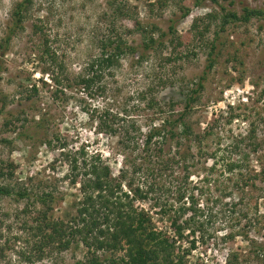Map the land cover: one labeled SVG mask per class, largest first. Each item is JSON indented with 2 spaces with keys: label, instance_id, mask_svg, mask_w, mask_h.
<instances>
[{
  "label": "rangeland",
  "instance_id": "rangeland-1",
  "mask_svg": "<svg viewBox=\"0 0 264 264\" xmlns=\"http://www.w3.org/2000/svg\"><path fill=\"white\" fill-rule=\"evenodd\" d=\"M19 1L0 0V39L9 24L11 11ZM111 1L35 0L25 31L13 38L3 58L6 71L1 82L3 93L12 103L9 109L12 112L24 110L31 126L34 125L31 121L40 112L47 113L49 120L43 131H30L38 133L39 137L42 133L52 140L57 137L60 141L55 142L54 148L44 146L42 139L21 141L18 135L22 130L6 133L2 128L4 116H0V139L10 142L0 143V163H11L15 167L10 184L24 186L31 192L51 190L57 197H63L60 208L54 212L55 217L68 221L75 216L81 193L79 185L72 186L66 179L68 163L60 156V144H66L65 154L81 148L89 155L98 153L113 176L117 177L119 170L130 167L133 157H130V151H123L121 134L113 136L98 128L94 121L106 112L109 114L108 125L117 131L130 124L145 131L158 119L160 111L169 112V104L181 103L184 106V101L203 76L207 65L208 49L203 43L210 45L218 32L220 57L216 58L213 70L207 73L204 90L186 120L194 135L201 137L204 155L198 156L199 146L193 144L192 153L196 159L193 164L190 162L188 172L181 165L173 164L169 168L171 170L158 169L154 182V178L147 179L128 170L124 184L131 180L133 188L139 187L143 191L148 190L149 184H155L154 192L149 196L156 200L136 202L135 205L147 212L155 226L162 230L169 224L168 216L161 214L160 208L176 199L177 188L187 177L188 187L199 201L197 206L206 216L208 213L212 215L211 222L205 228L208 233H215L216 237L204 246L197 242L196 249L185 258L187 264H226L229 250L238 255L241 264H264V252H256V248H264V219L258 220L264 217V182H251L256 186L236 192L233 189L235 173L225 174L222 167L226 160L240 161L241 154H235L231 149L245 139L239 146L241 153L245 152L244 147L250 142L261 146L252 155L249 169L252 173L264 169V21L253 19L246 25L231 24L220 33L218 20L211 23L203 19L212 12H220L219 6L206 1L203 7L192 9L189 16L176 27V37L182 42V47L177 51L172 52L169 38H166L163 49L149 53L139 64L136 63L137 56L122 58L119 67L112 70L113 76L103 77L105 95L86 96V92L78 89L71 92L64 90L63 94L57 93L58 97H55L54 87L47 76L43 78L42 68L37 64L42 37L32 35L33 25L40 26L43 34L49 37L59 61L67 65L68 75L77 76L98 55L100 43L112 36L111 31L122 35L129 45L137 47L142 39L136 30V22L146 29L155 25L166 33L170 21L179 17V8L184 6L182 3L188 6L192 0H170L161 10L155 0H121L128 15L122 18L115 17L110 7ZM233 1L235 4L230 9L238 13L244 6L264 10V0ZM219 3L229 8L227 1L219 0ZM195 20H199L197 27L200 31L210 22L209 31L202 41L191 30ZM157 34L159 32H155ZM174 53L181 59L175 60ZM229 55L242 62L239 72L234 63L229 62ZM40 79L47 80L45 86ZM32 85H37L39 95L26 102L20 95L25 93L24 89L30 90ZM142 95L146 101L141 99ZM150 99L157 104L154 109L147 107ZM231 115L238 117L230 120ZM163 116L168 117V114ZM210 128L211 136H205ZM251 129L255 133L253 139H248ZM173 145L165 147L167 156L174 153ZM213 163L217 165L211 172ZM2 183L8 184L0 179ZM124 190L128 191L127 188ZM156 201L157 204L153 206ZM24 207L23 202L13 198L0 199V264H33L22 257L32 255L30 246L24 242L30 240L31 236L22 224L28 222L31 225L36 213L25 214L22 211ZM243 215H247V219H243ZM188 217L186 215L185 219ZM204 219L199 220L206 221ZM248 221L251 226H244H248ZM243 229L248 236L246 240L239 236L232 241L222 242L223 233H237ZM179 243L183 248L189 245L187 241ZM86 252L82 245L73 244L68 251L53 253L34 264H74L83 261Z\"/></svg>",
  "mask_w": 264,
  "mask_h": 264
},
{
  "label": "trees",
  "instance_id": "trees-1",
  "mask_svg": "<svg viewBox=\"0 0 264 264\" xmlns=\"http://www.w3.org/2000/svg\"><path fill=\"white\" fill-rule=\"evenodd\" d=\"M112 1L110 7L116 15L114 16L127 17L123 1ZM155 1L158 9L161 10L166 7L170 0ZM206 1L219 6L220 12H212L205 15L203 19L206 18L211 23L218 20L220 33L224 32L231 24L246 25L253 19L264 21V10L244 6L238 13L234 9H230L235 4L233 0H222L228 2L229 8L223 7L219 0H192L188 6L182 3L184 6L179 8V17L170 21L166 33L161 32L155 25L146 29L139 22H136V30L142 39L141 44L137 47L129 45L124 41L122 35L111 31L112 36H108L100 43L98 55L93 57L77 76L68 75L67 65L59 61L56 52L50 45L49 37L43 34L40 26L33 25L32 35L42 37L37 56V64L42 68L41 74L43 78L47 76V80L54 87L53 95L55 97H58L57 93L63 94L64 90L71 92L78 89L86 92V96L105 95L106 87L102 84L103 77L113 76L112 70L119 67L122 58L129 55L137 56L136 63L139 64L147 58L149 53L163 49L166 38H169L172 52L180 49L182 42L176 37V27L180 21L189 16L192 9L203 7ZM34 6L35 0H21L16 3L11 11L9 24L0 39V116H4L2 128L6 133L22 130L18 135L19 140L42 139L41 143L44 146L54 148L55 142L60 141L59 138L55 137L54 141L48 135L44 136L41 133V137H39L38 133L30 131L31 129L43 131L49 120L48 114L40 112L39 116L31 121L34 124L31 126L24 110L10 111L9 108L12 103H9L8 97L1 89L2 76L6 71L3 58L8 53L13 38L25 31L26 23ZM197 21L199 20L193 22L191 30L194 31L195 37L202 41L209 31L210 26L208 24L210 22L200 31L197 27ZM155 32H159V34L155 35ZM217 36L218 32L215 33L210 45L203 43L208 49L207 65L203 76L200 77L199 82L196 83L195 88L190 91L184 101V106L181 103L169 104V112L160 111L158 119L154 120L145 131L133 124L117 131L112 125H108L109 114L106 112L94 121L98 128L113 136L121 134L123 151H130V157H133L130 167L119 170L117 177L113 176L111 169L98 153L89 155L84 148H81L65 154L66 144H60V156H63L68 163L69 173L66 179L70 181L72 186L79 185V192L81 193L76 214L68 221L59 217L56 218L54 215L55 210L60 208L63 197L58 194L59 197H57L51 190L31 192L24 186L10 184L14 178L15 167L11 163H0V179L8 182V184H0V199L13 198L17 202L24 203L25 207L22 211L25 214L36 213L33 215L31 225L28 222L22 224L23 229L31 236L30 240L24 242L30 246L32 255L22 256L28 263L41 262L53 253H64L75 244L76 246L82 245L87 252L83 261H77L74 264H187L185 258L190 255L192 250L196 249L197 242L204 246L216 238L215 233L210 234L205 228L211 222L212 215L208 213L206 216L205 212L198 207L199 201L193 195L192 189H189L187 177L177 188V197L170 205L161 208L156 205L160 208L161 214L168 216L167 223L169 226L162 230L155 226L152 217L147 212L135 205L136 202L156 200L149 196L154 192L155 184H149L148 190L143 191L139 187L133 188L131 180L127 181L126 184L124 182L127 180L128 170H131L133 174H142L147 179L149 177L150 179L154 178V182L158 175V169L171 170L169 168L173 164L181 165L184 171L188 172L191 168L189 167L190 162L193 164L196 159L192 153L193 144L199 146L198 156L204 155L201 137L194 135L186 120L192 114L194 105L198 103V97L204 90L207 73L213 70L217 61L216 58L220 57L218 53L220 52L218 48L220 44ZM174 55L175 60L181 59L178 54L174 53ZM228 59L229 62L234 63L237 71L243 65L234 55H229ZM47 80L40 79L39 81L45 86ZM27 89H24L26 90L25 93L22 92L20 96L23 97L24 101L31 102L39 95L38 87L32 85L30 90ZM141 99L146 101L144 95L141 96ZM156 105L153 99L147 103L149 109H154ZM165 114H168V117H164ZM93 116H91L92 119ZM237 117V115H231L229 119L233 120ZM211 130L212 128L206 132L205 136H211ZM254 133L255 130L251 129L248 139H253ZM243 140H240L231 149L235 154H241L240 161L226 160V163L222 165L223 173H235L233 189L236 192L246 187L256 186L251 182L255 183L257 180H260L261 183L264 182L263 168L259 173H254V171L252 173L249 169L250 161L253 159L252 155L256 154L261 146L258 143L250 142L244 147L245 152L241 153L239 146ZM0 143L10 144L9 141L6 142L1 139ZM171 144H174V153L167 156L165 147ZM210 158L212 159V157ZM216 165L217 163L211 165V172L212 169L215 170ZM182 186L184 188L181 189ZM124 188H127L128 191ZM188 192L190 193L188 194ZM177 204L178 207L174 208ZM186 215L189 216L188 219H185ZM200 218H205L206 221H200ZM243 219H247V215H243ZM262 219L264 217L258 220ZM246 224L248 226H244H251L250 221ZM239 236L245 240L248 238L243 229L237 233H223L221 240L222 242L232 241ZM184 241H187L189 245L183 248L179 242ZM256 250H258L256 251L257 254L264 252V248L261 247L256 248ZM226 264L241 263L238 255L229 250Z\"/></svg>",
  "mask_w": 264,
  "mask_h": 264
}]
</instances>
